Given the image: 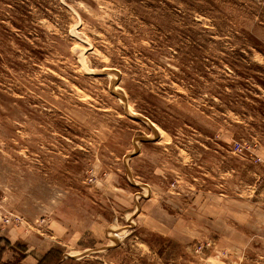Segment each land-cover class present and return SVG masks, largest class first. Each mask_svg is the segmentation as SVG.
I'll use <instances>...</instances> for the list:
<instances>
[{"label": "rangeland", "instance_id": "1", "mask_svg": "<svg viewBox=\"0 0 264 264\" xmlns=\"http://www.w3.org/2000/svg\"><path fill=\"white\" fill-rule=\"evenodd\" d=\"M0 235L264 264V0H0Z\"/></svg>", "mask_w": 264, "mask_h": 264}, {"label": "trees", "instance_id": "2", "mask_svg": "<svg viewBox=\"0 0 264 264\" xmlns=\"http://www.w3.org/2000/svg\"><path fill=\"white\" fill-rule=\"evenodd\" d=\"M0 239V253H2L6 247H8V243L1 245ZM23 247V246H22ZM33 253V252H31ZM66 259L73 260L74 258L71 256H65L63 252H61L58 248L49 249L45 254L37 256L36 264H62L66 261ZM0 264H11V263H0Z\"/></svg>", "mask_w": 264, "mask_h": 264}, {"label": "crops", "instance_id": "3", "mask_svg": "<svg viewBox=\"0 0 264 264\" xmlns=\"http://www.w3.org/2000/svg\"><path fill=\"white\" fill-rule=\"evenodd\" d=\"M1 237H4L5 238V236H2V235H0ZM22 238H16L15 240H21ZM14 240V239H13ZM14 240V241H15ZM19 243V242H18ZM21 244V243H20ZM1 245H3V244H1ZM23 245V244H22ZM6 249H8L7 247H6ZM10 249H8L7 250V252H9V253H11V254H13V255H16V252H14V251H9ZM18 254V253H17ZM28 254V253H27ZM27 254H25V256L24 257H22V259H20L21 261H22V263L21 262H19V260H18V262H17V264H36V260L35 259H32L31 258V256L30 255H27ZM8 253H3L2 254V256L0 257V260L2 259L3 260V262H5V258H7L8 256ZM65 255V254H64ZM14 259V258H13ZM13 261V260H12Z\"/></svg>", "mask_w": 264, "mask_h": 264}]
</instances>
